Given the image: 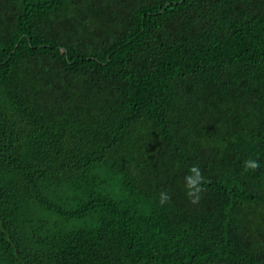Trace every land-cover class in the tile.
<instances>
[{"label":"trees","instance_id":"trees-1","mask_svg":"<svg viewBox=\"0 0 264 264\" xmlns=\"http://www.w3.org/2000/svg\"><path fill=\"white\" fill-rule=\"evenodd\" d=\"M0 264H264V0H0Z\"/></svg>","mask_w":264,"mask_h":264},{"label":"clouds","instance_id":"clouds-1","mask_svg":"<svg viewBox=\"0 0 264 264\" xmlns=\"http://www.w3.org/2000/svg\"><path fill=\"white\" fill-rule=\"evenodd\" d=\"M248 166L249 167H252V168H255L256 167V164L254 162H251V163L248 164ZM191 171L197 173V178H196V180H192L191 178L188 179V187L189 188H192L194 190L192 192H189V196L194 195V192L199 190V189H197L195 187L196 184L199 182V173H198V170L195 169V168H193ZM163 202H164V199L162 198L161 203H163ZM193 203H195V200H193Z\"/></svg>","mask_w":264,"mask_h":264}]
</instances>
